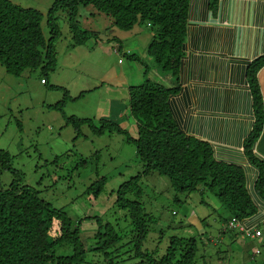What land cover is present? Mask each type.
Listing matches in <instances>:
<instances>
[{
	"label": "trees",
	"instance_id": "trees-1",
	"mask_svg": "<svg viewBox=\"0 0 264 264\" xmlns=\"http://www.w3.org/2000/svg\"><path fill=\"white\" fill-rule=\"evenodd\" d=\"M216 2L213 0L211 6ZM189 3L190 0H53L46 20L49 36H45L44 19L39 12L22 8L11 0H0V65L14 78L27 70H40L45 77L55 72L56 44L61 36L58 13L66 15L72 48L96 40L98 34L81 30L77 21L79 8L89 6L93 9L92 15L104 14L121 31L131 32L137 26L150 31L153 39L147 54L155 64L156 74L153 76L156 80L149 79L147 68L143 83L128 90L129 114L135 121L136 137H127L126 141L135 147L141 167L140 172L111 191L114 202L109 217L117 218L112 222L91 216L72 220L62 208L48 203L41 192L23 185L21 174L11 165L10 155L0 149V177L5 172L14 176L6 187H0V264H197L201 258L200 247L204 249L208 242L198 246V240L202 241L205 234L199 235L200 238L171 236L162 249L158 248L160 241L155 247L150 242L157 225L143 204L146 194L143 184L153 175L168 180L173 201L180 206L194 194L213 193L228 215L223 220L225 228L219 232L220 239L229 237L230 242L237 244L233 235H226L231 230L230 220L242 222L258 214L257 205L246 188L245 173L238 166L217 162L208 143L183 134L171 105V100L180 94L179 75L185 54ZM123 50L120 45V51ZM123 57L140 62L135 55ZM263 66L264 58L248 70L255 119L244 145L248 157H252L264 131V101L255 80ZM158 73L167 75L170 83L174 79V84L163 85ZM41 83L47 85V79L42 78ZM62 105L50 108L57 110ZM68 122L78 134L82 125H88L97 137L112 133L127 135L109 121L100 120L97 124L94 120L71 116ZM262 179L257 183V190L264 198ZM105 180L94 183L100 186L93 190L92 197L98 198L102 193ZM92 224L95 228L90 233L84 232ZM176 228L193 227L185 218Z\"/></svg>",
	"mask_w": 264,
	"mask_h": 264
},
{
	"label": "rangeland",
	"instance_id": "rangeland-1",
	"mask_svg": "<svg viewBox=\"0 0 264 264\" xmlns=\"http://www.w3.org/2000/svg\"><path fill=\"white\" fill-rule=\"evenodd\" d=\"M11 2L39 12L44 19L43 32L49 36L46 20L53 0ZM92 11L90 6L80 7L77 21L81 30L94 32L98 37L76 48L71 47L66 15L58 13L61 36L56 44L55 72L45 77L40 70H27L14 78L0 65V149L10 155L11 165L21 174L23 185L41 192L48 203L62 208L72 220L91 216L112 222L117 218L109 217L114 202L111 191L140 172L135 147L126 141L127 137H136L135 121L129 114L128 90L143 83L147 68L148 78L156 80L155 64L147 54L153 37L142 26L131 32L121 31L104 14L92 15ZM123 55H135L140 62ZM158 75L163 85L171 86L167 75ZM42 78L47 79V85L41 83ZM61 104L57 110L50 108ZM71 116L97 124L100 120L113 122L127 135L97 137L88 125H82L78 134L68 122ZM13 177L9 172L3 173L0 187H6ZM101 179H106L102 193L94 198L91 194L100 186L94 183ZM144 182L143 204L157 225V232L149 238L154 247L160 241L158 248L162 249L171 236L200 238L205 234L202 241L198 240V246L208 242L204 249L200 247L197 264H264V234L257 240L229 230L226 235H233L237 244L230 242L229 237L220 239L219 232L225 228L223 220L228 215L213 193L194 194L180 206L174 203L165 177L153 175ZM194 215L200 220L192 219ZM185 218L193 228L177 229ZM93 228L94 224L84 228V232L90 233Z\"/></svg>",
	"mask_w": 264,
	"mask_h": 264
},
{
	"label": "crops",
	"instance_id": "crops-1",
	"mask_svg": "<svg viewBox=\"0 0 264 264\" xmlns=\"http://www.w3.org/2000/svg\"><path fill=\"white\" fill-rule=\"evenodd\" d=\"M211 2L190 0L180 94L171 105L183 134L208 143L217 162L244 171L258 214L241 224L258 227L263 236L258 225L264 219V198L257 183L263 178L264 192V131L252 157L244 145L255 120L248 70L264 58V0H217L214 7ZM255 80L264 101V66Z\"/></svg>",
	"mask_w": 264,
	"mask_h": 264
},
{
	"label": "built area",
	"instance_id": "built-area-1",
	"mask_svg": "<svg viewBox=\"0 0 264 264\" xmlns=\"http://www.w3.org/2000/svg\"><path fill=\"white\" fill-rule=\"evenodd\" d=\"M259 225H262V227H264V219L260 222ZM228 228L231 230L238 231L244 237L257 239V240L262 238V232L261 230L258 229V227L246 229L245 227L242 226L240 221L236 220L235 218H232L230 220V222L228 223ZM257 253H259V251H257Z\"/></svg>",
	"mask_w": 264,
	"mask_h": 264
},
{
	"label": "bare ground",
	"instance_id": "bare-ground-1",
	"mask_svg": "<svg viewBox=\"0 0 264 264\" xmlns=\"http://www.w3.org/2000/svg\"><path fill=\"white\" fill-rule=\"evenodd\" d=\"M241 223V222H240ZM256 253H257V251H256Z\"/></svg>",
	"mask_w": 264,
	"mask_h": 264
}]
</instances>
